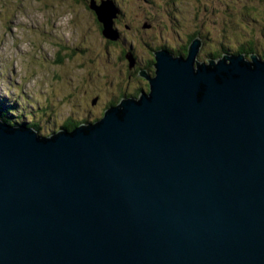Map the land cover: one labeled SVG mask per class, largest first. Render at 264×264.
Returning <instances> with one entry per match:
<instances>
[{
	"label": "water",
	"instance_id": "1",
	"mask_svg": "<svg viewBox=\"0 0 264 264\" xmlns=\"http://www.w3.org/2000/svg\"><path fill=\"white\" fill-rule=\"evenodd\" d=\"M201 47L157 50L149 93L93 124L0 117V264H264V59Z\"/></svg>",
	"mask_w": 264,
	"mask_h": 264
},
{
	"label": "rangeland",
	"instance_id": "2",
	"mask_svg": "<svg viewBox=\"0 0 264 264\" xmlns=\"http://www.w3.org/2000/svg\"><path fill=\"white\" fill-rule=\"evenodd\" d=\"M113 1L123 13L120 29L115 28L118 43L96 28L89 2L0 0L2 119L14 126L36 125L47 137L69 119L98 118L119 90L135 86L124 54L132 52L142 68L153 48H186L191 35L182 29L191 24L205 40L201 62L223 50L238 54L250 41L257 54L264 52V0ZM124 25L133 31L125 32ZM92 100L98 107L90 106Z\"/></svg>",
	"mask_w": 264,
	"mask_h": 264
},
{
	"label": "flooded vegetation",
	"instance_id": "3",
	"mask_svg": "<svg viewBox=\"0 0 264 264\" xmlns=\"http://www.w3.org/2000/svg\"><path fill=\"white\" fill-rule=\"evenodd\" d=\"M77 1V3L78 4H82V3H87V2H90V4H91V1L92 2H94L96 5H100L103 1H106V0H76ZM111 1H113V0H111ZM114 2V1H113ZM90 4L87 6V8H88V10H91L92 11V9L90 8ZM116 4V3H115ZM251 9H249V8H247V9H245V11L246 12H249ZM254 11H256V8L254 7ZM121 16H123V13H119V15H118V17L114 20V25H115V28L117 29V30H119L120 29V26H121ZM137 26H138V24H140V23H138V22H134ZM100 24V23H99ZM101 25V24H100ZM144 25V24H143ZM149 25V24H148ZM150 26V29H151V25H149ZM102 27V26H101ZM194 27V24L192 25H189V26H186V27H184L183 29H182V31L184 32V33H186V34H189V35H191V36H197V38H200L201 40H202V47H201V50H200V52H202V50H203V48H204V45H205V40L203 39V37H201V36H199L198 35V30H193L192 28ZM138 28H140V27H137V29ZM143 29H144V26L142 27ZM195 28V27H194ZM122 29H124V31L125 32H132L133 31V28L131 27V26H129V25H124V28H122ZM196 29V28H195ZM149 30V29H148ZM196 39V38H195ZM190 39H188V41H189ZM194 40V39H193ZM191 42V41H190ZM252 42V41H251ZM253 43V42H252ZM187 44H189V42H187ZM191 44V43H190ZM189 44V45H190ZM188 46V45H187ZM254 48V47H253ZM252 47H247L246 49H248L249 51L247 52V51H242L243 49H240L239 50V52H237L238 54L240 53V54H244V55H246L247 56V58L248 59H250V55H252V54H255V55H257V56H259V58H261V59H264V52L260 55V54H257L258 52H257V50L254 48L253 49ZM263 48H264V45H263ZM160 49H166V46H158V47H156V48H153V49H151V51H150V53H149V56H150V59L149 60H147L146 62H145V64L143 65V67L142 68H140V66H139V61H138V59L137 58H135V64L133 65V66H131L129 63H128V80L130 81V80H132V79H135V81H136V83H135V86H134V88L132 89V90H128L129 91V93L128 92H126V91H122V90H119L120 91V93L118 94V96L114 99V100H112V101H109V102H107L105 105H104V107H103V110L101 111V115H99V117L98 118H96V119H94V120H92V121H86V120H78V121H75V120H73V119H69L65 124H63L61 127H60V129L58 130V131H56V132H53L52 134H54V133H57V132H59V131H61V130H63V131H72V130H74L75 128H77L78 126H80V125H87V124H93V123H95V122H97V121H99V120H101L102 119V117L104 116V114H105V112H106V110L107 109H109V108H111V107H114V106H116L122 99H124V98H139L141 95H143L144 93H149V91H150V84H149V80H148V78H153L154 76H155V67H154V65H155V52L157 51V50H160ZM184 49H185V47L184 48H182V49H180L179 51H172V50H170V52L171 53H173L174 55H176V54H178V55H176V56H186L187 54H188V52H187V54L186 55H184V53H185V51H184ZM252 49L254 50V51H252ZM224 51H226V50H223V51H221L220 53L219 52H217V53H212V54H209L208 56H207V61H208V59L209 60H219V59H221L224 55H226V54H230V53H226V52H224ZM200 52H199V54H200ZM128 52H126L125 54H124V57H125V59H126V61H127V58H126V54H127ZM199 54H198V56H199ZM199 60V59H198ZM128 62V61H127ZM142 74H144L145 76H147L148 78H146V77H143V75ZM80 91V89H78V92ZM118 91V92H119ZM122 91V92H121ZM98 97V96H97ZM97 100H99V97L98 98H96ZM94 100V99H93ZM93 100L90 102V106H92V108H96V107H98V105H95L94 103H93ZM33 127H35V128H37L36 127V125H34Z\"/></svg>",
	"mask_w": 264,
	"mask_h": 264
},
{
	"label": "trees",
	"instance_id": "4",
	"mask_svg": "<svg viewBox=\"0 0 264 264\" xmlns=\"http://www.w3.org/2000/svg\"><path fill=\"white\" fill-rule=\"evenodd\" d=\"M89 4H90V2H89ZM250 11H251V10H250ZM92 12H93V17H94V19H95V24H94V25L96 26V28H97V29L101 32V34H102V32H103V25L99 22V20H98V18H97V15L95 14V12H94L93 10H92ZM99 23H100L101 25H100ZM101 26H102V27H101ZM199 34H202V33L198 30V35H199ZM102 36H103V35H102ZM195 38H197V36H196V37H195L194 35L191 36V37L189 38L190 40L188 41L189 44H190V43L193 41V39H195ZM190 41H191V42H190ZM111 42H112V41H111ZM115 43H118V42L116 41ZM189 44H187L188 46L184 49V51H185L184 55H186L187 52H188ZM248 46L253 48V43L250 41V42L247 43L245 46H242L240 49H243L242 51H247V52H248L249 50L246 49ZM253 49H254V48H253ZM253 49H252V51H254ZM128 53H129V52H128ZM128 53H127V54H128ZM131 53H132V52H131ZM127 54H126V56H127ZM239 54H240V53H239ZM128 62H129V61H128ZM122 91H126V90H122ZM122 91H121V92H122ZM126 92L129 93L128 90H127ZM117 105H118V104H117ZM117 105H116V106H117ZM0 117L3 118V116H2L1 114H0ZM102 118H103V117H102Z\"/></svg>",
	"mask_w": 264,
	"mask_h": 264
}]
</instances>
